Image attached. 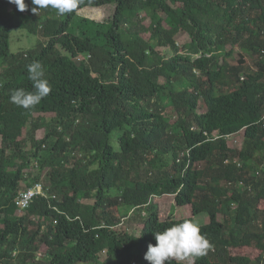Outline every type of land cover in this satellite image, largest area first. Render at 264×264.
Returning a JSON list of instances; mask_svg holds the SVG:
<instances>
[{
	"label": "trees",
	"instance_id": "obj_1",
	"mask_svg": "<svg viewBox=\"0 0 264 264\" xmlns=\"http://www.w3.org/2000/svg\"><path fill=\"white\" fill-rule=\"evenodd\" d=\"M26 3L0 0V264H149L155 232L194 222H163L152 203L180 187L178 205L210 216L194 264H264V0H83L65 15ZM14 29L37 45L14 51ZM34 61L52 90L26 110L10 95L35 91ZM40 181L48 197L21 212Z\"/></svg>",
	"mask_w": 264,
	"mask_h": 264
},
{
	"label": "clouds",
	"instance_id": "obj_2",
	"mask_svg": "<svg viewBox=\"0 0 264 264\" xmlns=\"http://www.w3.org/2000/svg\"><path fill=\"white\" fill-rule=\"evenodd\" d=\"M8 2L11 4H15L17 6L18 11L23 12L29 9V5L26 3V0H8ZM82 3L83 0H31V4H32L31 12L33 14L39 15V11L41 9H47L50 7L56 10L58 15H65L76 11L79 5ZM27 72H28V78L30 81H32L33 88L35 89V91L33 92L26 91L24 88L14 89L11 92L10 100L14 105L18 107H21L26 110H30L35 108L37 105H39L45 97L49 96L52 88L49 81L45 78V68L41 62L34 61L31 64H29L27 66ZM238 134L240 133L238 132L237 134H232L227 136V139H229L227 140V142L230 148L242 147L239 146V144L235 143L232 138V136ZM214 135L217 138L219 137L217 132H215ZM182 155H184V152L182 153ZM23 181L29 183L30 180H23ZM34 183L36 182H32V184ZM181 190L182 189L180 187L174 193H165L164 195L161 196L154 195L152 197V203L155 205V209L157 205L153 201L155 197L174 196L175 207L178 208L190 207L192 211V204H188L184 206L178 205L177 196ZM45 196L48 197V194L45 193ZM29 207L30 205L26 208L19 207V209L22 212ZM156 211L158 210L156 209ZM190 217H193L194 219V217L196 216H194L192 213V216ZM183 218H189V217H183ZM172 219L169 218V219H165V220L161 219V220L165 222V221H170ZM139 237L140 236L136 238ZM155 239H156V244L154 245L149 244L148 250L144 256V259L147 260L149 264H171L172 260H176L177 264H182V262L184 261H189L191 262V264H194L196 258L205 256L212 247L206 235L202 234L200 226L197 223H195V221L193 222L191 220H185L181 223H176L173 226L166 228L162 232H155ZM13 254L14 256H17L18 251H15ZM37 255H38V259L46 258L45 252L41 251Z\"/></svg>",
	"mask_w": 264,
	"mask_h": 264
},
{
	"label": "rangeland",
	"instance_id": "obj_3",
	"mask_svg": "<svg viewBox=\"0 0 264 264\" xmlns=\"http://www.w3.org/2000/svg\"><path fill=\"white\" fill-rule=\"evenodd\" d=\"M115 6H108L104 8L103 16H101L99 19H95L98 21H103L105 19L110 18L114 13ZM93 11L92 8L90 9H83L80 11L81 15L92 17ZM148 21V20H147ZM176 41L180 46L188 43L191 41V37L188 33L182 32L178 36H176ZM38 43V37L27 33L22 32L20 29H14L12 32V40H11V46L14 51H17L19 48H32L35 47ZM230 48V46H228ZM162 54L166 55L167 57L173 54L172 50L169 47H160L158 48ZM240 49L236 50V53H239ZM251 60V59H250ZM221 94V90L218 92ZM206 103L203 100V98L200 99V107L199 112H205L206 111ZM243 137H244V131H241L240 134L232 136L233 141L239 144V146H243ZM153 201L157 204L156 209L158 210L160 217L162 220L169 219V218H175L180 219L183 217H190L192 216V211L190 207L186 208H178L175 207V199L174 196H165V197H155ZM220 217L222 218L223 215L221 214ZM195 223L198 225L206 224L210 221V216L207 213H203L201 215H198L194 217ZM133 230H136L138 227V222L132 223ZM141 227L136 230L140 232ZM187 264H191L189 261H184Z\"/></svg>",
	"mask_w": 264,
	"mask_h": 264
},
{
	"label": "built area",
	"instance_id": "obj_4",
	"mask_svg": "<svg viewBox=\"0 0 264 264\" xmlns=\"http://www.w3.org/2000/svg\"><path fill=\"white\" fill-rule=\"evenodd\" d=\"M24 183L27 184L26 182ZM40 194L45 195L44 185L42 182H36L31 187L27 188L25 192L20 193L17 204L20 208H26L31 204L33 199Z\"/></svg>",
	"mask_w": 264,
	"mask_h": 264
}]
</instances>
